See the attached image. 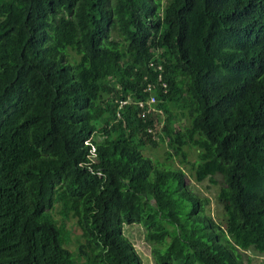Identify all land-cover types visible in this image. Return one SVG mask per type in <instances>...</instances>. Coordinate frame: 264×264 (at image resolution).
<instances>
[{
	"label": "trees",
	"instance_id": "1",
	"mask_svg": "<svg viewBox=\"0 0 264 264\" xmlns=\"http://www.w3.org/2000/svg\"><path fill=\"white\" fill-rule=\"evenodd\" d=\"M132 223L157 264L264 255V0H0V264H142Z\"/></svg>",
	"mask_w": 264,
	"mask_h": 264
},
{
	"label": "rangeland",
	"instance_id": "2",
	"mask_svg": "<svg viewBox=\"0 0 264 264\" xmlns=\"http://www.w3.org/2000/svg\"><path fill=\"white\" fill-rule=\"evenodd\" d=\"M114 38H120L117 34H114ZM165 115H162L161 121L163 123ZM161 123V124H162ZM186 124V121L183 122ZM165 126V124H164ZM163 126V128H164ZM173 129V128H172ZM177 131L180 130L179 126H176ZM179 135V134H177ZM170 151L167 144H162L158 148H147L145 154L161 163V167H165L162 164L171 165L172 168H182L186 175V184L189 186L190 190L200 196L205 202V214L212 217L217 223L224 225L225 216L224 209L218 204L217 196L221 187V183L218 185L212 184L209 180L203 183L196 182L193 171L189 164L182 165L180 157H177L174 152L172 159H167V152ZM188 159L191 162H196L198 160V154L194 148H186ZM168 168V167H165ZM219 180V179H218ZM208 200V201H207ZM59 209L55 211L56 218L61 221L62 217L58 213ZM68 226L72 229V241L68 245V248L73 252L77 253L78 244L84 241L82 237V230L76 225V219H71L67 221ZM124 232L128 236V239L133 243L134 248L142 260V264H157L153 251L155 244L149 242L146 237L147 229L141 223H132L124 225ZM246 264H264V255H257L254 252L246 251L243 257Z\"/></svg>",
	"mask_w": 264,
	"mask_h": 264
},
{
	"label": "built area",
	"instance_id": "3",
	"mask_svg": "<svg viewBox=\"0 0 264 264\" xmlns=\"http://www.w3.org/2000/svg\"><path fill=\"white\" fill-rule=\"evenodd\" d=\"M159 69H163V67L162 66H159V68H158V70ZM162 78H160V80H161ZM164 86H166V83L164 82ZM152 85L151 84H149L148 85V87H147V90L148 91H151L152 90ZM129 102V99L128 100H126V101H123V104H126V103H128ZM157 102V99H156V96L155 95H151L150 96V98L147 100V105L149 106V108H148V111L149 112H157V110L155 109V107H154V104ZM143 105H144V102H141Z\"/></svg>",
	"mask_w": 264,
	"mask_h": 264
}]
</instances>
